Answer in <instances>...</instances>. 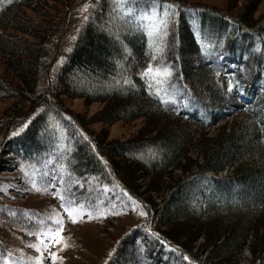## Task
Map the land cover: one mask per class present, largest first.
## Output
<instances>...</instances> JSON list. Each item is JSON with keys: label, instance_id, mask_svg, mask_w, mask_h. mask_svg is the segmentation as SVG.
<instances>
[{"label": "trees", "instance_id": "obj_1", "mask_svg": "<svg viewBox=\"0 0 264 264\" xmlns=\"http://www.w3.org/2000/svg\"><path fill=\"white\" fill-rule=\"evenodd\" d=\"M50 1L0 0V48L22 83L0 73V100L34 106L27 126L9 138L10 149L36 167L57 164L62 170L53 175L63 194L84 197L77 196L80 184L93 179L118 186L145 209L144 224L125 235L108 264H238L246 249L248 264H264L258 0H246L235 15L186 0H96L56 78L46 81L62 18H44L42 27L31 13L46 16ZM62 95L102 102L99 121L145 123L131 138L110 140L68 112ZM234 112L230 124L209 133ZM61 176L77 182L68 187ZM7 252L0 241V253Z\"/></svg>", "mask_w": 264, "mask_h": 264}, {"label": "rangeland", "instance_id": "obj_2", "mask_svg": "<svg viewBox=\"0 0 264 264\" xmlns=\"http://www.w3.org/2000/svg\"><path fill=\"white\" fill-rule=\"evenodd\" d=\"M95 1L53 0L50 6L44 7L46 16L31 13L42 27L44 18H62V25L53 38V53L46 81H54L56 78L57 68L69 47L68 43L76 35ZM186 1L228 8L229 14L235 15L246 0ZM65 4L72 7L63 13L62 7ZM152 6L165 13L167 11L166 7L157 4ZM262 13L264 0H258L255 15L260 16ZM35 31L38 37L41 36ZM24 37L29 41L38 39L33 36ZM6 56V51L0 48V73L8 80L22 85L19 77L9 71ZM187 59V62L195 63ZM175 61L184 62V59L176 56ZM62 100L68 112L86 119L89 128L97 134L107 131L110 140L131 138L145 123L144 118L105 123L96 118L105 106L102 102L89 103L83 98L66 95H62ZM15 105L17 108L14 110ZM33 110L34 106L25 101L11 98L0 100V241L8 247L6 254L0 253V264H108L110 259L118 258L117 249L123 248L122 239L125 235L144 224L145 209L118 186H99L98 181L93 179L87 182V186L80 184L81 193L77 196L84 197H72L69 192L63 194V187L53 175L62 170L57 164L51 165V161H48L36 167L17 156L10 149L9 138L27 126ZM235 114L231 113L212 125L208 129L209 133L215 132L226 121L230 124ZM229 173L231 170L219 172L218 175ZM63 180L67 181L68 187L77 182L65 177ZM142 232L139 230V233ZM126 256H129L128 253ZM251 256L249 249H246L238 264H248Z\"/></svg>", "mask_w": 264, "mask_h": 264}]
</instances>
